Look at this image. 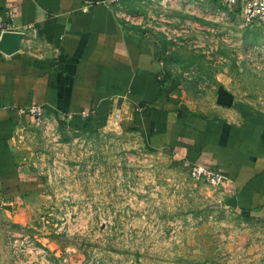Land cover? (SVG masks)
Masks as SVG:
<instances>
[{"label":"crops","instance_id":"1","mask_svg":"<svg viewBox=\"0 0 264 264\" xmlns=\"http://www.w3.org/2000/svg\"><path fill=\"white\" fill-rule=\"evenodd\" d=\"M116 1L0 0L2 24L23 35L18 53L0 52V264H40L43 254L51 264L84 258L53 239L60 223L48 217L59 206L32 152L38 122L25 113L32 107L55 129L118 126L180 166L220 170L232 186L227 206L264 220V108L223 86L209 109L182 102L181 86L164 71L165 49L124 23ZM231 8L241 18L239 4ZM15 226L33 228L40 248L13 253Z\"/></svg>","mask_w":264,"mask_h":264},{"label":"rangeland","instance_id":"2","mask_svg":"<svg viewBox=\"0 0 264 264\" xmlns=\"http://www.w3.org/2000/svg\"><path fill=\"white\" fill-rule=\"evenodd\" d=\"M112 5L122 6L124 23L163 46L164 71L181 86L182 102L209 109L223 86L264 108V27L245 24L220 1ZM43 122L34 127L32 152L59 206L57 217H48L60 223L53 239L84 257L55 264H264V220L227 206V177H194L192 167L149 149L136 131L115 126L79 134ZM34 232L13 227L12 252L38 250ZM43 256L40 264H51Z\"/></svg>","mask_w":264,"mask_h":264},{"label":"built area","instance_id":"3","mask_svg":"<svg viewBox=\"0 0 264 264\" xmlns=\"http://www.w3.org/2000/svg\"><path fill=\"white\" fill-rule=\"evenodd\" d=\"M126 1V0H118ZM222 4H228L230 7L239 4L240 16L247 25L258 24L264 27V0H221ZM5 32H13L0 20V39ZM26 114L36 118L40 122L44 117V110L38 107L29 108ZM119 117V116H118ZM120 118V117H119ZM191 173L196 178H203L207 181H221L225 179V174L220 170H212L205 166H191Z\"/></svg>","mask_w":264,"mask_h":264},{"label":"water","instance_id":"4","mask_svg":"<svg viewBox=\"0 0 264 264\" xmlns=\"http://www.w3.org/2000/svg\"><path fill=\"white\" fill-rule=\"evenodd\" d=\"M23 35L18 32H5L0 39V52L6 56L18 53L22 47Z\"/></svg>","mask_w":264,"mask_h":264}]
</instances>
